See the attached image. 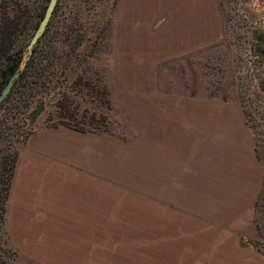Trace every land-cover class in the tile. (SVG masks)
<instances>
[{
	"label": "rangeland",
	"instance_id": "1",
	"mask_svg": "<svg viewBox=\"0 0 264 264\" xmlns=\"http://www.w3.org/2000/svg\"><path fill=\"white\" fill-rule=\"evenodd\" d=\"M48 2L0 0V21L12 28L13 45L21 49L19 70ZM260 30L264 0H57L33 46L49 66L50 82L27 107L16 97L2 104L9 141L20 148L42 126L122 139L156 133L163 105L174 100L177 119L189 122L198 179L210 177L217 192L223 178L244 188L246 201L253 193L256 233L248 241L264 256V205H254L264 182V159L256 150L264 152V57L253 45ZM39 99L43 108L28 122L25 115ZM132 180L140 186V171L134 169ZM0 264H35L9 245L4 223Z\"/></svg>",
	"mask_w": 264,
	"mask_h": 264
},
{
	"label": "crops",
	"instance_id": "2",
	"mask_svg": "<svg viewBox=\"0 0 264 264\" xmlns=\"http://www.w3.org/2000/svg\"><path fill=\"white\" fill-rule=\"evenodd\" d=\"M178 107L163 105L156 133L125 139L64 125L31 132L6 202L9 245L35 264H264L248 241L253 193L246 201L223 178L217 192L198 179Z\"/></svg>",
	"mask_w": 264,
	"mask_h": 264
},
{
	"label": "trees",
	"instance_id": "3",
	"mask_svg": "<svg viewBox=\"0 0 264 264\" xmlns=\"http://www.w3.org/2000/svg\"><path fill=\"white\" fill-rule=\"evenodd\" d=\"M14 31L8 25L6 21H0V92L5 87L11 76L19 71V75L13 83V86L2 102H0V108L4 102L10 101L16 97L18 100H23V107H27L38 91H44L47 88V83L50 82L47 71L48 68L45 63L39 58L35 51L32 49V53L25 61L22 69L19 70L20 63L22 61L21 49L13 45ZM254 52L264 57V30L254 32L253 36ZM77 45H80L77 44ZM77 47V46H76ZM71 51H76V48H71ZM259 86L261 92L264 94V75L259 79ZM39 97L42 93L38 94ZM245 97V94H243ZM43 108V102L39 99L36 105L26 113L25 119L28 122H32L39 112ZM39 110L38 114L31 118L34 111ZM18 112V110H16ZM14 116V115H13ZM11 116V117H13ZM7 113H2L0 117V228L4 223V216L6 212V202L11 189L12 177L14 175L16 159L19 152V146L12 144L9 133V126ZM79 131H89L84 129H77ZM18 141V140H17ZM5 144H4V143ZM3 143V144H2ZM257 156L260 159H264L263 149L256 148ZM255 207L264 205V182L262 189L255 200ZM259 209V208H258Z\"/></svg>",
	"mask_w": 264,
	"mask_h": 264
},
{
	"label": "water",
	"instance_id": "4",
	"mask_svg": "<svg viewBox=\"0 0 264 264\" xmlns=\"http://www.w3.org/2000/svg\"><path fill=\"white\" fill-rule=\"evenodd\" d=\"M56 2L57 0H49L48 5L46 7L45 13L43 15V18L41 19L38 28L36 29L35 33L33 34L30 42L27 45V50H28V57L32 52V48L34 46V44L37 42V40L39 39V37L42 35V33L44 32L48 21L52 15L53 9L56 6ZM19 72H15L11 78L8 80V82L6 83L5 87L1 90L0 92V102H2V100H4L6 98V96L9 94L14 81L16 80V78L18 77ZM40 109L36 110L33 112L31 118H34Z\"/></svg>",
	"mask_w": 264,
	"mask_h": 264
}]
</instances>
